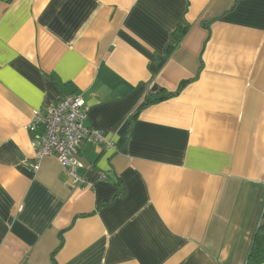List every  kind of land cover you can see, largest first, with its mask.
Returning <instances> with one entry per match:
<instances>
[{
	"label": "crops",
	"instance_id": "obj_1",
	"mask_svg": "<svg viewBox=\"0 0 264 264\" xmlns=\"http://www.w3.org/2000/svg\"><path fill=\"white\" fill-rule=\"evenodd\" d=\"M77 93L80 188L27 129ZM0 264H264V0H0Z\"/></svg>",
	"mask_w": 264,
	"mask_h": 264
},
{
	"label": "built area",
	"instance_id": "obj_2",
	"mask_svg": "<svg viewBox=\"0 0 264 264\" xmlns=\"http://www.w3.org/2000/svg\"><path fill=\"white\" fill-rule=\"evenodd\" d=\"M87 112L80 94L64 96L51 106L35 111L27 125L28 132L36 140L38 147L34 154L33 171L39 169V163L45 157H55L70 183L80 188L83 184L78 175L81 165L78 160L80 147L84 142L112 148L102 133L85 127ZM108 175H102L106 179Z\"/></svg>",
	"mask_w": 264,
	"mask_h": 264
},
{
	"label": "trees",
	"instance_id": "obj_3",
	"mask_svg": "<svg viewBox=\"0 0 264 264\" xmlns=\"http://www.w3.org/2000/svg\"><path fill=\"white\" fill-rule=\"evenodd\" d=\"M185 31H186V29H181L180 27H177V29L175 30V32H174V34H173L174 38H176V39H180L182 36H184ZM182 87H183V85L180 86L179 89H181ZM166 97H167V95L164 96L163 98L157 100V101H154V102H148L147 105L152 104V103H155V102H159V101L163 100V99L166 98ZM255 238H257V237H255ZM60 240H61V244H60V246H62L63 240H62V238H60ZM52 260H53V258H52Z\"/></svg>",
	"mask_w": 264,
	"mask_h": 264
}]
</instances>
